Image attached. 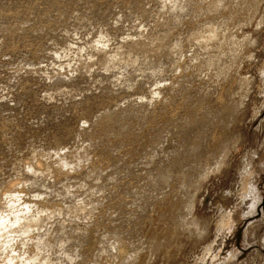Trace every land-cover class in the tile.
<instances>
[{"label": "rangeland", "instance_id": "1", "mask_svg": "<svg viewBox=\"0 0 264 264\" xmlns=\"http://www.w3.org/2000/svg\"><path fill=\"white\" fill-rule=\"evenodd\" d=\"M174 2H184L185 11H171ZM0 20L5 25L0 27V124L12 113V124L33 121L39 134L24 150L12 144L0 153V164L6 158L15 163L9 180L23 184L9 193L0 176V207L8 208L12 198L20 208L26 201L49 206L33 217V223H42L43 235L34 231L40 243L36 238L26 246L20 240L13 247L6 243L0 264L13 263L6 257L11 250V256L25 254L16 263L28 255L34 262L35 253L43 264L45 259L55 264H264V0H0ZM168 44L172 57L163 55ZM105 111L115 115L116 127L97 120ZM7 129L0 140H20ZM61 142L66 146L59 151ZM201 149L205 164L195 157ZM37 158L41 161L35 163ZM63 159L69 164L61 165L67 163ZM30 162L42 166L40 171L30 169ZM159 177L174 183L164 186ZM22 226L15 231L22 232Z\"/></svg>", "mask_w": 264, "mask_h": 264}, {"label": "bare ground", "instance_id": "2", "mask_svg": "<svg viewBox=\"0 0 264 264\" xmlns=\"http://www.w3.org/2000/svg\"><path fill=\"white\" fill-rule=\"evenodd\" d=\"M22 1H23V3H24V2H25V3L27 2V0H22ZM254 5H255V4H254ZM32 6H33V7H32L31 9L33 10V15H34L36 18H39V19H40L41 17H37V16H39V13H40L38 5L35 6V5L33 4ZM28 7H31V6H28ZM171 7H172V8H171ZM186 7H187V5H186L184 2H183V3H182V2H174L172 5L170 4V9H171V11H175V13H176V12L179 13L181 10H184V11H185V8H186ZM172 13H173V12H172ZM180 13H183V11L180 12ZM180 13H179V14H180ZM173 14H174V13H173ZM36 15H37V16H36ZM176 16H177V14H176ZM179 16H180V15H179ZM3 23H4V22L0 20V27H5V25H3ZM172 26H173V25H172ZM259 26H260V25H259ZM257 28H258V27H257ZM216 29H217V28H216ZM217 30H218V29H217ZM165 31H166V30H165ZM167 31H168V30H167ZM163 33H165V32H163ZM167 33H168V32H167ZM214 33H215V32H214ZM216 33H217V32H216ZM159 34H160V33H159ZM28 35H29V34H28ZM28 35H26L25 39L30 37V35H29V36H28ZM161 35H162V34H161ZM161 35H160V36H161ZM165 35H166V34H165ZM165 35H163V36H165ZM169 35H170V34H168V36H169ZM216 35H217V34H216ZM247 35H248V34H247ZM158 36H159V35H158ZM168 36H167V37L165 36L166 39H165V37H164V39L167 41L166 43H169L168 40H167ZM250 36H251V35H250ZM234 37H235V36H234ZM245 37H246V36H245ZM162 38H163V37H162ZM181 38H182V37H181ZM181 38H180V39H181ZM219 38H221V37H219ZM222 38H223V37H222ZM243 38H244V37H243ZM206 39H207V38H206ZM249 39H250V38H249ZM254 39H255V38H254ZM155 40H156V42H157L158 39L156 38ZM155 40L152 39V41H155ZM165 40H164V41H165ZM169 40H170V38H169ZM208 40H210V39H208ZM213 40H214V39H213ZM213 40H212V41H213ZM251 40H252V39H251ZM141 41H142V40H141ZM158 41H159V40H158ZM173 41H174V40H173ZM175 41L177 42V39H176ZM212 41H211V42H212ZM244 41H245V40H244ZM143 42H144V41H143ZM150 42H151V41H150ZM160 42H161V41H160ZM180 42H181V41H179L178 44H180ZM207 42H208V41H207ZM215 42H216V41H215ZM141 43H142V42H141ZM152 43H153V45H152ZM152 43H151V46H154V44H155L154 47H155V49H156V48H157V47H156V43H155V42H152ZM161 43H162V42H161ZM170 43H171V42H170ZM243 43H244V42H243ZM138 45H140V44L138 43ZM148 45H149V44H148ZM168 45H169V44H168ZM170 45H171V44H170ZM170 45H169V46H170ZM174 45H175V44H174ZM174 45H172V46H174ZM205 45H206V44H205ZM213 45H214V44H213ZM221 45H223L222 42H221ZM234 45H235V44H234ZM237 45H238V44H237ZM242 45H243V44H242ZM164 46H166V45L162 43V47H164ZM243 46H244V45H243ZM245 46H246V45H245ZM166 47H167V46H166ZM239 47L241 48V45H240ZM149 48H150V47H149ZM168 48H169V47H168ZM246 48H247V47H246ZM146 49H148V48H146ZM146 49H145V50H146ZM164 49H166V48L164 47ZM170 49H172V50L170 51ZM170 49H169V52H168V49H167V52H166V50L163 51V55H164V53H166V54L168 53L167 55L165 54V55L168 57V55L171 53L169 56L172 57V54H173V53H172V51H173V47L171 48V46H170ZM143 50H144V49H143ZM150 50H151V49H150ZM150 50H149L150 53H148V50H146L147 52L145 51L148 55H146V54L144 53L147 57H150L149 55H151V57H152V54H151V51H150ZM158 50H160V49H158ZM238 50H239V49H238ZM132 51L134 52V50H132ZM135 51L137 52V50H135ZM152 51H153V50H152ZM160 51H161V50H160ZM160 51L158 52V55L156 56V58L159 56ZM231 51H232V50H231ZM243 51H244V49H243ZM141 52H142V50H141ZM141 52H140V53H141ZM255 52H256V51H255ZM140 53H139V54H140ZM155 53H156V52H155ZM161 53H162V52H161ZM225 53L227 54V52H225ZM228 53H229V52H228ZM236 53H237V52H236ZM242 53H243V52H242ZM246 53H247V52H246ZM249 53H250V52H249ZM142 54H143V52H142ZM237 54H238V53H237ZM251 54H253V53H251ZM154 55H156V54H154ZM165 55H164V56H165ZM246 55H247V54H246ZM160 56H162V55H160ZM166 56H165V57H166ZM193 56H194V55H193ZM195 56H196V55H195ZM238 56H239V55H238ZM258 56H259V55H258ZM153 57H154V56H153ZM236 57H237V56H236ZM248 57H250V56H248ZM254 57H255V56H254ZM254 57H253V58H254ZM51 58H52V57H51ZM143 58H144V57H143ZM158 58H160V57H158ZM158 58H157V59H158ZM229 58H230V56H229ZM237 58H238V57H237ZM153 59H155V57H154ZM157 59H156V61H157ZM187 59H188V58H187ZM221 59H222V58H221ZM145 60H147V59L145 58ZM158 60H159V59H158ZM164 60H165V59H164ZM166 60H167V59H166ZM240 60H241V59H240ZM167 61H168V60H167ZM167 61H165V62L167 63ZM263 61H264V60H263ZM263 61H262V62H263ZM158 62H161V60L158 61ZM165 62L162 61V63L166 64ZM185 62H186V61H185ZM263 63H264V62H263ZM144 64H145V63H144ZM155 64H156V63H155ZM142 65H143V64H142ZM156 65H158V64H156ZM160 65H161V63L159 64V67H161ZM182 65H183V64H182ZM238 65H239V64H238ZM261 65H262V63H261ZM162 66H163V64H162ZM240 67H241V66H240ZM180 69H181V68H180ZM130 73H131V72H130ZM142 73H143V72H142ZM147 73H148V72H147ZM151 73H152V72H151ZM261 73H262V72H261ZM131 74L134 75V73H131ZM135 74H136V73H135ZM184 74H185V73H184ZM144 75H145V73H144ZM149 75H150V72H149ZM182 75H183V74H182ZM218 75H219V74H218ZM250 75H251V74H250ZM124 76H125V74H124ZM128 76H129V75H128ZM184 76H185V75H184ZM131 77H132V76H131ZM131 77L129 78L130 80H131ZM124 78H126V77H124ZM254 78H255V77H254ZM173 79H174V78H173ZM256 79H257V77H256ZM127 80H128V79H127ZM254 80H255V79H254ZM258 81H259V80H258ZM131 82H132V80H131ZM159 82H160V81H159ZM252 82H253V81H252ZM262 82H263V81H262ZM243 83H244V81H243ZM122 84H123V82L121 83V85H122ZM257 85H258V84H257ZM131 86H132V85H131ZM258 86H259V85H258ZM248 87H249V85H248ZM128 88H129V87H128ZM132 88H133V87H132ZM253 88H254V87H253ZM257 88H260V87H257ZM180 89H181V88H180ZM261 89H262V88H261ZM163 91H164V90H163ZM180 91H181V90H180ZM259 91H260V90H259ZM213 92H214V91H213ZM240 92H241V91H240ZM244 92H245V91H244ZM247 93H248V92H247ZM58 94H60V93H58ZM157 94H158V93H157ZM204 94H205V93H204ZM204 94H203V95H204ZM236 94H237V93H236ZM206 95H207V94H206ZM261 95H262V94H261ZM263 95H264V94H263ZM201 96H202V95H201ZM201 96H200V97H201ZM238 96H239V95H238ZM204 97H205V96L201 97V99H203ZM110 98H111V96L108 95V96H107V99H110ZM240 99H241V98H240ZM262 99H263V98H262ZM199 100H200V99H199ZM243 100H244V99H243ZM248 100H249V99H248ZM142 103H145V102L142 101ZM247 103H248V102H247ZM145 104H147V103H145ZM242 104H243V103H242ZM245 104H246V103H245ZM245 104H244V106H246ZM137 105H138V104H137ZM140 105H143V104H140ZM140 105L138 106L139 108H141ZM148 105H149V104H148ZM237 105H238V104H237ZM143 106H144V105H143ZM242 106H243V105H242ZM138 107H137V108H138ZM142 108H143V107H142ZM144 108H145V106H144ZM238 108H239V107H238ZM240 108H243V107H240ZM120 109H121V108H120ZM120 109H119V110H120ZM147 109H148V108H147ZM147 109H146V110H147ZM107 110H108V109H107ZM107 110H106V111H107ZM119 110H118V111L116 110V111L119 113ZM144 110H145V109H144ZM233 110H234V109H233ZM237 110H238V109H237ZM242 110H243V109H242ZM106 111H105V112H106ZM109 111H110V110H109ZM109 111H108V112H109ZM121 111H122V109H121ZM136 111H138V110H136ZM239 111H240V110H239ZM108 112H106V113H101L100 115H96L97 120H98L100 123H102V125L105 124L104 126H113V127H114L115 125H112V123H113V121H114L113 119L116 118V117H114L115 115H113V114H112L113 116H110V114H109ZM114 112H115V111H114ZM129 112H130V111H129ZM121 113H122V112H121ZM121 113H119V114H121ZM239 113H241V112H238V114H239ZM16 114H17V113H15V114H13V115H16ZM128 114H129V113H128ZM198 114H199V113H198ZM198 114H197V116H198ZM236 114H237V112H236ZM10 115L12 116V113H11ZM17 115H18V114H17ZM122 115H123V114H122ZM122 115H121V116H122ZM192 115H194V114H192ZM207 115H208V114H207ZM248 115H249V114H248ZM251 115H252V113H251ZM11 116H9V118H10ZM99 116H101V117L99 118ZM118 116H119V115H118ZM194 116H195V115H194ZM197 116H195V117H197ZM205 116H206V115H205ZM0 117L2 118V115H0ZM7 117H8V115H7ZM20 117H21V116H20ZM119 117H120V116H119ZM122 117H123V116H122ZM200 117H201V116H200ZM209 117H211L210 114H209ZM234 117H235V116H234ZM9 118H8V119H4L5 122L2 121V123L0 124V133H1L5 128L7 129V127H11V130H12V131H10V132H13V134H14V132H15L14 135H16V137H17V136L20 137V138H19L20 140H18V141L16 140L15 143H13L14 141L11 140V139H14V138H12V137L9 138V139L6 140V141H5V140H3V141L0 140V141H2V142H0V151H1L0 153H1V154L3 153L2 151H5V150H6L5 153H7V149H8V151H9V150L12 148V147H11L12 144H15V145H13V146L18 145V146L16 147V148L18 149V148H22V147H24L25 144H26L29 140L35 141L34 139H37V140H38V138H39V134H37V132H34V131H36V128H35V126L32 125V124H33V123H32L33 121H30L31 123L27 125V124L25 123V121L23 122V121H20V120H19V119H20L19 116H18L19 119H17V118L15 117V118H16V121L18 120L17 122L20 121V122H19L20 125L17 127V124H16V123H14L15 125L12 124V122L9 120ZM13 118H14V117H13ZM98 118H99V119L102 118V120L100 121ZM205 118H207V117H205ZM116 119H117V118H116ZM119 119H120V118H118V121H119ZM207 119H208V118H207ZM207 119H206V120H207ZM248 119H249V118H248ZM23 120H24V119H23ZM95 120H96V119H95ZM95 120H93V122H94ZM192 120H194V119H192ZM206 120H205V122H206ZM208 120H209V119H208ZM13 121H15V120L13 119ZM16 121H15V122H16ZM187 121H188V120H187ZM189 121H191V120H189ZM192 122H193V121H192ZM201 122H202V121H200V124H201ZM85 123H86V122H85ZM94 123H96V121H95ZM116 123H117V122H116ZM119 123H120V122H119ZM124 123H125V122H123V124H124ZM126 123H127V122H126ZM126 123H125V125H126ZM186 123H187V122H186ZM190 123H191V122H190ZM194 123H196V122H194ZM208 123H209V122H208ZM117 124H118V123H117ZM192 124H193V123H192ZM196 124L198 125L199 123H196ZM196 124H195V126H196ZM200 124H199V125H200ZM206 124H207V122H206ZM213 124H214V123H213ZM242 124H243V123H242ZM90 125H92V124H90ZM100 125H101V124H100ZM178 125H179V124H178ZM181 125H182V124H181ZM185 125H186V124H185ZM185 125H184V126H185ZM187 125H188V124H187ZM190 125H191V124H190ZM202 125H204V123H203ZM202 125H201V126H202ZM210 125H211V124H210ZM15 126H16L17 128L13 130V128H14ZM122 126H123V125H122ZM126 126H128V125H126ZM204 126H205V125H204ZM204 126L202 127L203 129L199 128V130H202V131H203V130H204ZM33 127H34L35 129H34ZM90 127H91V126H90ZM97 127H98V126H97ZM99 127H101V126H99ZM99 127H98V128H99ZM102 127H103V126H102ZM115 127H116V126H115ZM176 127H177V126H176ZM182 127H183V125H182ZM186 127H188V126H185V128H186ZM206 127H207V126H206ZM32 128L34 129V131H33ZM110 128H112V127H110ZM110 128L108 129V131L111 132ZM122 128H123V127H122ZM183 128H184V127H183ZM99 129H100V128H99ZM102 129H104V128H102ZM102 129H101V130H102ZM105 129H106V128H105ZM113 129H114V128H113ZM113 129H112V130H113ZM124 129H126V128L124 127L123 130H124ZM128 129H129V128H128ZM139 129H140V128H139ZM178 129H179V128H177L176 131H178V133H179L180 129H179V130H178ZM188 129H190V127H189ZM188 129H187V130H188ZM193 129L196 130V129H198V128H192V129H190V130L193 131ZM207 129H208V128H207ZM234 129H235V128H234ZM245 129H246V127H245ZM185 130H186V129H185ZM187 130H186V131H187ZM37 131H39V130H37ZM126 131H127V130H126ZM126 131H125V132H126ZM174 131H175V130H174ZM176 131H175V132H176ZM186 131H185V132H186ZM188 131H189V130H188ZM188 131H187V133H188ZM242 131H243V129H242ZM3 132H4V131H3ZM6 132H8V129H7ZM118 132H120V131H118ZM118 132H117L116 134H118ZM125 132H123V133H125ZM181 132H183V130H182ZM181 132H180V133H181ZM198 132L200 133L201 131H198V130L196 131V133H197V134L195 133V134H196V136H195L196 138H197V135H199ZM101 133H102V131H101ZM105 133H106V132H105ZM120 133H121V132H120ZM176 133H177V132H176ZM191 133L193 134V132H191ZM202 133H203V132H202ZM236 133H237V132H236ZM240 133H241V132H240ZM243 133H244V132H243ZM3 134L5 135V133H3ZM3 134H2V135H3ZM6 134H7V137H8V136H9L8 133H6ZM13 134H11V135L14 136ZM93 134H94V133H93ZM97 134L100 135L99 133H97ZM108 134H110V133H108ZM116 134H115V135H116ZM181 134H182V133H181ZM188 134H190V132H189ZM11 135H10V136H11ZM19 135H20V136H19ZM112 135H114V134H112ZM123 135H124V134H123ZM183 135H184V133H183ZM193 135H194V134H193ZM204 135H205V134H204ZM204 135L201 134V136H203V137H204ZM5 136H6V135H5ZM10 136H9V137H10ZM41 136H42V135H40V137H41ZM95 136H96V135H95ZM102 136H103V134H102ZM178 136H179V135H178ZM189 136H190V135H189ZM231 136H232V135H231ZM2 137H3V136H2ZM106 137H109V135H106ZM115 137H116V136H115ZM174 137H175V134H174ZM181 137H182V135H181ZM191 137H192V135H191ZM191 137H190V139H191ZM237 137H238V136H237ZM109 138H110V137H109ZM109 138H108V140H109ZM112 138H113V137H112ZM163 138H164V137H163ZM165 138H166V137H165ZM178 138H179V137H176V140H178ZM186 138H187V137H185V139H186ZM2 139H3V138H2ZM6 139H7V138H6ZM28 139H29V140H28ZM40 139H41V138H40ZM103 139H106L105 136H104ZM103 139H102V141H103ZM182 139H183V138H182ZM197 139H198V138H197ZM199 139H200V135H199ZM202 139H203V138H201V140H200L201 142L203 141ZM205 139H206V138H205ZM231 139H232V138H231ZM108 140H107V141H108ZM180 140H181V139H180ZM180 140H179V141H180ZM192 140H194V139H192ZM236 140H237V139H236ZM105 141H106V140H105ZM107 141H106V142H107ZM181 141H182V140H181ZM206 141H207V140H206ZM206 141H205V142H206ZM16 142H17V143H16ZM36 142H37V141H36ZM176 142H177V141H176ZM183 142H184V141L180 142V145H181ZM187 142H188V141H187ZM191 142H192V141H191ZM193 142H194V141H193ZM196 142H197V141H196ZM201 142H199V144H202ZM231 142H232V141H231ZM29 143H30V142H29ZM33 143H34V142H33ZM102 143H103V142H102ZM177 143H178V142H177ZM184 143H185V142H184ZM197 143H198V142H197ZM225 143H226V142H225ZM233 143H234V142H233ZM31 144H32V142H31ZM35 144H36V143H35ZM162 144H163V143H162ZM178 144H179V143H178ZM178 144H177V145H178ZM185 144H186V143H185ZM189 144H190V143H189ZM193 144H194V143H193ZM193 144H192V145H193ZM239 144H240V143H239ZM10 145H11V146H10ZM27 145H29V144H27ZM177 145H176V147H175V146H174V147L177 148V147H178ZM187 145H188V143H187ZM9 146H10V148H8ZM36 146H37V145H36ZM65 146H66V144H65L64 142H61L58 150H59V151H60V150L62 151L63 149H65ZM201 146H202V145H201ZM204 146H205V145H204ZM204 146H203V147H204ZM25 147H26V146H25ZM25 147H24V149H25ZM27 147H28V146H27ZM27 147H26V148H27ZM188 147H189V146H188ZM193 147H194V146H193ZM193 147H192V148H193ZM223 147H224V146H223ZM13 148H15V147H13ZM35 148H36V147H35ZM66 148H67V147H66ZM189 148H190V147H189ZM22 149H23V148H22ZM22 149H21V151H22ZM24 149H23V150H24ZM177 149H178V148H177ZM15 150H16V149H15ZM19 150H20V149H18L17 151H19ZM189 150H190V149H189ZM189 150H188V151H189ZM13 151H14V150H13ZM31 151H32V150H31ZM166 151H167V150H166ZM184 151H185V149H184ZM190 151H191V152H190V154H191V153L193 152V150H190ZM201 151H202V149H201L200 151H198L199 153L196 151V153L200 154V156H199L198 154L195 156L197 159H199V160H197V161H199V162H200L201 157H203V156H201V155H202L201 153H203V152H201ZM14 152H15V151H14ZM162 152H164V150H163ZM204 152H205V151H204ZM5 153H4V154H5ZM11 153H12V155L14 154L13 152H11ZM11 153H10V154H11ZM17 153H18V152H17ZM160 153H161V150H160ZM165 153H166V152H165ZM173 153H175V152L173 151ZM177 153H178V151H177ZM193 153H194V152H193ZM205 153H206V152H205ZM1 154H0V155H1ZM155 154H156V153H155ZM158 154H159V153H158ZM158 154H156V155H158ZM170 154H171V153H170ZM170 154H169V152H168V155H170ZM178 154H179V153H178ZM185 154H187V153H185ZM185 154H184V156H185ZM188 154H189V153H188ZM227 154H228V153H227ZM159 155H160V154H159ZM172 155H173V154H172ZM193 155H194V154H192V156H193ZM205 155H206V154H205ZM211 155H212V154H211ZM75 156H76V155H75ZM80 156H81V155H80ZM80 156H79V157H80ZM164 156H165V155H164ZM180 156H181V155H180ZM192 156H188V157H191L190 159H192V158H193ZM197 156H199L200 158H198ZM216 156H217V155H216ZM220 156H221V155H220ZM220 156H219V157H220ZM6 157H7V156H6ZM10 157H11V155H10ZM158 157H159V156H158ZM175 157H176V156H175ZM182 157H183V156H182ZM195 157H194V158H195ZM204 157H205V156H204ZM217 157H218V156H217ZM80 158H81V157H80ZM161 158H164V157H161ZM161 158H160V159H161ZM186 158H187V156H186ZM205 158H206V157H205ZM11 159H13V158H10V159L6 158V161H4L3 164H0V176L5 178V183H4V185H3V188H4V190L6 189V191H8L9 193H12V192H10L11 189H13L14 187L19 186V184L23 185L22 183H19V184L16 183V182H13V183H12V181L9 180V179L11 178V177L9 178V175H10L11 170H12V169L15 170V169H14V168H15V167H14V166H15V165H14L15 163L13 164V163L11 162ZM34 159H35V158H34ZM169 159H170V158H169ZM169 159H168V160H169ZM180 159H181V158H180ZM183 159H184V158H183ZM202 159H203V158H202ZM224 159H225V158H224ZM32 160H33V159H32ZM32 160L30 159V161H32ZM37 160H38V158H37L36 160H33V161L35 162V161H37ZM78 160H80V159H78ZM78 160H77V161H78ZM204 160H205V159H204ZM204 160H203V161H204ZM206 160H208V159H206ZM217 160H218V159H217ZM39 161H41V160H38V162H39ZM170 161H172V160H170ZM194 161H195V159H194ZM197 161H196V162H197ZM212 161H213V160H212ZM212 161H211V164H210V165H212V163H216V162H217V161H215V162H212ZM218 161H219V160H218ZM220 161H221V159H220ZM225 161H226V160H225ZM225 161L222 160L223 163H224ZM28 162H29V161H28ZM34 162H30V164H29V163L27 164V165H29L28 167H30V169H33V168H34V169H36V170H39V169L42 168V166H41V164H40L41 162L39 163L41 167H39L37 164L35 165L36 162H35V163H34ZM38 162H37V163H38ZM63 162H67V159H66V160L63 159ZM174 162H175V164L177 163L176 161H174ZM179 162H180V161H179ZM185 162H187V161H185ZM196 162H195V163H196ZM199 162H198V163H199ZM1 163H2V162H1ZM33 163H34V164H33ZM170 163H173V162H170ZM181 163H183V162L181 161ZM188 163H189V164H190V163H193V164H194L193 160H192V162H190V160H188ZM198 163H196V165H197ZM200 163H201V162H200ZM203 163H204V162H203ZM203 163H201V164H203ZM12 164H13V168H12ZM42 164H43V163H42ZM60 164H61V163H60ZM66 164L68 165L69 162H67V163H62L61 165H66ZM185 164H186V163H185ZM185 164H184V165H185ZM193 164H191V165H193ZM204 164H205V163H204ZM206 164H207V163H206ZM217 164H218V163H217ZM167 165H168V164H167ZM167 165H166V166H167ZM171 165H172V164H171ZM173 165H174V164H173ZM173 165H172V167H173ZM178 165H179V164H178ZM180 165H181V164H180ZM186 165H188V164H186ZM198 165H199V164H198ZM210 165H209V166H210ZM214 165H215V164H214ZM214 165H213V167H212L213 169H214ZM218 165H219V164H218ZM220 165H221V164H220ZM168 166H169V165H168ZM168 166H167V168H170V167H168ZM181 166H182V165H181ZM194 166H195V164L193 165V167H194ZM200 166H202V165H200ZM215 166H216V165H215ZM28 167L26 168V169H27L26 171H29V170H30V169L28 170ZM60 167H62V166H60ZM63 167H64V166H63ZM164 167H165V166H164ZM164 167H163V168H164ZM187 167H188V166H187ZM190 167H191V166H190ZM193 167H192V168H193ZM216 167H217V166H216ZM218 167H219V166H218ZM17 168H18V167H17ZM17 168H16V169H17ZM44 168L46 169V166H45V165H44ZM173 168H175V166H174ZM178 168H179V170H180V167H177V168H175V169H178ZM194 168H195V167H194ZM194 168H193V171H191V173L188 172L189 169H191V168H189L188 171H187L188 174L190 173V174L192 175V172L195 171ZM198 168H199V166H198ZM202 168H203V167H202ZM205 168H207V170H206ZM205 168H203V169L206 170V171H209V170H210V169L208 170V167H205ZM60 169H61V168H60ZM181 169H182V167H181ZM183 169H184V168H183ZM185 169H187V168H185ZM36 170H33V171H36ZM168 170H169V169H167L166 171H168ZM170 170H171V168H170ZM179 170H178V171H179ZM191 170H192V169H191ZM196 170L198 171L199 169L196 168ZM15 171H16V170H15ZM23 171H24V170H23ZM31 171H32V170H30L29 172H31ZM39 171H40V170H39ZM53 171L55 172L54 175L52 174L53 177H54V179H56V178L59 179V177H60V173L57 172V171H59V169H58L57 171H55V170H53ZM176 171H177V170H176ZM201 171H202V170H201ZM24 172H25V171H24ZM161 172H162V171H161ZM161 172H160V173H161ZM164 172H165V171H164ZM179 172H180V171H179ZM179 172H178V174H179ZM182 172H183V171H182ZM184 172H185V170H184ZM213 172H214V171H213ZM52 173H53V172H52ZM169 173H170V171H169ZM169 173H167V174L169 175ZM171 173H173V175H174V170H173V172H171ZM195 173H196V172H195ZM199 173H200V172H199ZM203 173H204V172H203ZM180 174H181V172H180ZM184 174H185V173H184ZM186 174H187V173H186ZM188 174H187V175H188ZM201 174H202V173H201ZM201 174H199V175H201ZM207 174H208V173H207ZM61 175H62V174H61ZM158 175L161 176V174H158ZM171 175H172V174H171ZM187 175H185V177H187ZM162 176L165 177V173H164ZM176 176H177V175H176ZM180 176H182V175H180ZM188 176H189V175H188ZM194 176H195V175H194ZM194 176H192V177H194ZM202 176H203V175H202ZM208 176H210V175L208 174ZM15 177H16V176H15ZM167 177H168V176H167ZM177 177H179V176H177ZM177 177H175V178H177ZM197 177H198V176H197ZM205 177H206V175H205ZM159 178H160V177H159ZM161 178H162V177H161ZM161 178H160V179H161ZM182 178H183V179H182ZM182 178H180V179H181V180H184V177H182ZM190 178H191V177H190ZM198 178H201V176H199ZM194 179H196V178H194ZM201 179H205V178H201ZM14 180H15V178H14ZM163 180H166V179H165V178H164V179L162 178V181H163ZM190 180H191V179H190ZM196 180H197V179H196ZM16 181L18 182V180H16ZM162 181H161V182H162ZM168 181H169V180H168ZM171 181H173V182H171ZM177 181H179V180H177ZM184 181H185V180H184ZM194 181H195V180H194ZM204 181H206V180H203V182H204ZM170 182H171V183H174V179L172 180L171 177H170ZM170 182H169V183H170ZM175 182H176V181H175ZM192 182H193V180H192ZM192 182H191V184H192ZM197 182H198V180H197ZM163 183H164V186H165L168 182L165 184V182L163 181ZM169 183H168V184H169ZM180 183H181V182H180ZM184 183H186V182H184ZM161 184H162V183H161ZM168 184H167V185H168ZM193 184H195V183H193ZM193 184H192V185H193ZM198 184H199V183H198ZM171 185H172V184H171ZM171 185H170V186H171ZM182 185H183V184H182ZM186 185H187V183H186ZM192 185H191V186H192ZM195 185H196V184H195ZM204 185H205V183H204ZM170 186H169V187H170ZM183 186H184V185H183ZM183 186H182V187H183ZM197 186H199V185H197ZM201 186H202V185H201ZM161 187H162V186H159V188H161ZM184 187H185V186H184ZM184 187H183V188H184ZM187 187H188V186H187ZM204 187H205V186H204ZM162 188H165V187H162ZM188 188H189V187H188ZM199 188H200V187H199ZM7 189H8V190H7ZM99 189H100V188H99ZM103 189H105V188H103ZM154 189H155V188H154ZM165 189H166V188H165ZM167 189H168V188H167ZM186 189H187V188H186ZM194 189H195V188H194ZM196 189L198 190V187H196ZM196 189H195V190H196ZM252 189H253V188H252ZM101 190H102V189H101ZM157 190H158V188H157ZM162 190H163V189H161V191H162ZM184 190H185V188L183 189V191H184ZM189 190H190V192H191V188H189ZM189 190L187 189V191H189ZM204 190H205V188H204ZM99 191H100V190H99ZM154 191H155V190H154ZM249 191H250V190H249ZM17 192H19V191L16 189V190H15V193H17ZM102 192H103V191H102ZM104 192H106V191H104ZM157 192H158V191H157ZM159 192H160V191H159ZM195 192L197 193L198 191H195ZM195 192H194V193H195ZM203 192H205V191H203ZM250 192H251V191H250ZM13 193H14V192H13ZM151 193H152V192H151ZM160 193H161V192H160ZM186 193H187V192L185 191V194H186ZM196 193H195V194H196ZM3 194L6 195L5 193H3ZM105 194H106V193H105ZM187 194H188V193H187ZM187 194H186V195H187ZM200 194L203 195V193H200ZM252 194H254V193L252 192ZM257 194H258V193H257ZM257 194H256V195H257ZM90 195H91V194H90ZM191 195H194V194H191ZM92 196H93V194H92ZM187 196H188V195H187ZM189 196H190V195H189ZM189 196L186 197V198H187V199L190 198V200H191V197H189ZM194 196H195V195H194ZM253 196H254V195H253ZM16 197H18V196H16ZM260 197H261V196H260ZM157 198H158V197H157ZM192 198H194V197L192 196ZM198 198H199V196H198ZM200 198H201V197H200ZM16 199H17V198H16ZM19 199H20V197H19ZM19 199H18V200H19ZM187 199H186V200H187ZM244 199H245V198H244ZM249 199H250V198H249ZM258 199H259V198H258ZM196 200H197V199H196ZM253 200H255V199L253 198ZM253 200H252V202H250L249 200H248L249 202H248V201H247V202H248V203H253ZM259 200H260V199H259ZM150 201H151V200H148V203H149ZM152 201H153V200H152ZM191 201H192V200H191ZM16 202H17V201H15V200L12 198V199L9 201V203H11V205L7 206L8 208H4V209H3V208L0 207V250L2 249L3 245H5L6 243H8V244L10 243V246L13 247V242H14V241H18V240H20V241L22 242V245L24 246L27 242L29 243V241H31V239L36 238V236L39 238V235H40V234L34 233V231L37 230V229H39L38 231H40V230H41L40 228H41L42 223H40V222H38V223H33V222H35L34 219H33V217H35V215L39 214L40 211H42V210H44V209H46V208H49V206H47L46 203H41V202H39V204H38V201L35 202V203H34L33 201H32V202H31V201H26V204H25V202L22 204V205L25 204V206L22 207V208H20V207H16V206H17V205H16ZM186 202H187V201H186ZM192 202H193V201H192ZM256 202H258V201H256ZM78 203H79V202H78ZM80 203H82V202H80ZM189 203H190V202H189ZM83 204H84V203H83ZM145 204L147 205L146 202H145ZM246 204H247V203H246ZM64 205H65V204H64ZM68 205H69V204H68ZM78 205H79V204H78ZM189 205H190V204H189ZM189 205H187V207H189ZM192 205H193V204L191 203L190 206L192 207ZM243 205H244V204H243ZM250 205H251V204H250ZM62 206H63V205H62ZM80 206H81V205H80ZM80 206H79V208H80ZM82 206H83V205H82ZM246 206H248V204H247ZM246 206H245L244 208H246ZM252 206L254 207L253 204H252ZM149 207H150V206H149ZM149 207H148V208H149ZM191 207L188 208V210L191 209ZM35 208H36L37 210H36ZM64 208H66V210H68L67 207H66V205H65ZM68 208H69V207H68ZM71 208H73V207H71ZM71 208H70V209H71ZM148 208H147V209H148ZM57 209H58L57 212L59 213V212L61 211V207H59V208H57ZM73 209H74V208H73ZM73 209H72V210H73ZM83 209H84V208H83ZM192 209H193V208H192ZM248 209H250V207H248ZM59 210H60V211H59ZM72 210H69V211H72ZM81 210H82V209H81ZM252 210H254V212H253ZM252 210H251V211H252L253 213H255V210H256V209H252ZM62 211H63V209H62ZM62 211H61L59 214H63ZM248 211H249V213H248L247 211H244V212H247V214H252V213H250V210H248ZM57 212H56V213H57ZM64 212H65V211H64ZM67 212H68V211H67ZM67 212H65L64 214H65V215H66V214L68 215L69 213H67ZM192 212H193V210H192ZM52 214H54V213H52ZM191 214H192V213H191ZM194 214H195V213H194ZM247 214H245V215H247ZM65 215H64V216H65ZM189 215H190V214H189ZM64 216H63V220L66 218V217L64 218ZM194 217L197 218V216H194ZM53 218H54V217H53ZM186 218H187V217H186ZM186 218H185V219H186ZM196 218H195V219H196ZM40 219H41V217H40ZM185 219H184V220H185ZM44 220H45V219H44ZM44 220H43V221H44ZM56 220H57V223L60 222V224H62L60 220H58V219H56ZM185 221H186V220H185ZM196 221H198V220L196 219ZM48 222H49V221H48ZM48 222L46 221V223H48ZM190 222H191V221H190ZM198 222H199V221H198ZM200 222H203V221H200ZM200 222H199V224H200ZM21 223H22V225L24 226V227L22 226L24 230L30 231L29 234H26L27 232H26V231L24 232V230L22 231V229H21L22 232H19V231H20V228H21L20 226H19V228H18L19 231H15V230H17L16 227H17L18 225H21ZM23 223H24V224H23ZM53 223L55 224V222H53ZM184 223H185V222H184ZM195 223H196V222H195ZM252 223H253V222H252ZM50 224H51V223H48V225H50ZM186 224H188V220H187V223H186ZM186 224H185V225H186ZM190 224L193 225V226L195 225V224H192V223H190ZM196 224H197V223H196ZM206 224H207V223H206ZM250 224H251V223H250ZM254 224H257V223H253V225H254ZM33 225H36V226L34 227ZM55 225H56V224H55ZM58 225H59V223H58ZM63 225H64V223H63ZM63 225H61V226H63ZM183 225H184V224H183ZM207 225H208V224H207ZM43 226H44V225H43ZM50 226H51V225H50ZM50 226H49V227H50ZM186 226H187V225H186ZM186 226H184L183 229H184ZM188 226H189V225H188ZM45 227H47V226H45ZM52 227H53V226H52ZM56 227H57V225H56ZM253 227H254V226H253ZM32 228H33V229H32ZM186 228H187V227H186ZM191 228H192V227H191ZM202 228H204V227H202ZM251 228H252V227H251ZM254 228H255V227H254ZM47 229H48V228H47ZM50 229H52V228H50ZM189 229H190V226H189ZM207 229H208V228H207ZM255 229H256V228H255ZM257 229H258V228H257ZM186 230H188V229H186ZM191 230H192V229H191ZM191 230H188V231L190 232ZM213 230H214V229H213ZM32 231H33V232H32ZM50 231H51V230H50ZM50 231H48V232L50 233ZM199 231H200V230H199ZM201 231H204V229L201 230ZM205 231H207V232H205V234H206V233H208L209 229L206 230V228H205ZM251 231L253 232V230H251ZM256 231H257V230H256ZM211 232H212V230H211ZM252 232H251V233H252ZM254 232H255V231H254ZM38 233H39V232H38ZM40 233H41V231H40ZM42 233H43V230H42ZM42 233H41V234H42ZM44 233H45V231H44ZM194 233H195V232H194ZM194 233H192V234H193V237H194ZM196 233H197V232H196ZM198 233H199V232H198ZM198 233H197L196 235H198ZM22 234H23V235H22ZM34 234H36V235L34 236ZM188 234H189V233H188ZM201 234H202V233H201ZM203 234H204V232H203ZM205 234H204V235H205ZM252 234H253V233H252ZM42 235H43V234H42ZM45 235H47V234L45 233ZM190 235H191V234H190ZM190 235H189V236H190ZM196 235H195V236H196ZM206 235H207V234H206ZM206 235H205V236H206ZM205 236H202V238H201V236H199V238L203 239V237H204V239H205ZM251 236L253 237V235H251ZM44 237H45V236H44ZM207 237H209V236H207ZM38 238H36V239H34V240L37 241ZM41 238L43 239L42 236H41ZM128 238H129V237H128ZM137 238H138V237H137ZM189 238H191V237H189ZM199 238H197V239H199ZM260 238H261V237H260ZM39 239H40V238H39ZM125 239H126V238H125ZM130 239H131V238H130ZM204 239H203V240H204ZM252 239H253V238H252ZM199 240H200V239H199ZM203 240H200V241L203 242ZM205 240H206V239H205ZM254 240H255V238H254ZM66 241H67V239H66ZM249 241H250V240H249ZM38 242H39V241H37V243H38ZM39 243H40V242H39ZM253 243H254V242H253ZM261 243H262V242H261ZM67 244H68V243H66V245H67ZM263 244H264V243H263ZM263 244H262V245H263ZM26 245H27V244H26ZM26 245H25V246H26ZM36 245H37V244H36ZM64 245H65V244L62 243V247H63ZM127 245H128V244H127ZM127 245H126V246H127ZM94 246H95V245H94ZM126 246H124V247L122 246L124 249H121L119 255H121V254L124 253L123 250L126 249V251H127V248H125ZM11 247H10V250L13 249V248H11ZM35 247H39V246H35ZM103 247H105L104 249L107 248V246H103ZM122 247H121V248H122ZM42 249H43V248H42ZM42 249H40L39 252H40ZM63 249H64V248H63ZM108 249H109V247H108ZM118 249H120V247H118ZM3 250H5V249H3ZM3 250H2V252H4ZM50 250H51V248H50ZM11 251H12V250H11ZM11 251H10L9 254L7 253V252H9V251L6 252V253H7L6 257H8V261H9V262H13L12 264H43V263H41L40 261L37 262L38 258H40V257L35 258V256L37 257V255H36L35 253L33 254V257H32L33 259H35L34 262H30L29 257H30L31 255H28V256H27V260H22V262L16 263V262H15V261H16L15 259H16V258L19 259V258H21L22 256H24L25 254H24V252H22L23 254L20 253V254L17 255V256H11ZM42 251H43V250H42ZM45 251H47V249H45ZM48 251H49V250H48ZM126 251H125V253L123 254V257L125 256ZM2 252H1V253H2ZM12 252H13V251H12ZM15 252H16V251H15ZM26 252H27V251L25 250V253H26ZM39 252H38V253H39ZM128 252H129V251H128ZM137 252H138V251H137ZM18 253H19V252H18ZM38 253H37V254H38ZM127 254H128V253H127ZM127 254H126V255H127ZM121 257H122V256H121ZM125 258H128V257L126 256ZM40 260H41V259H40ZM42 260H43V259H42ZM42 260H41V261H42ZM126 260H128V259H126ZM51 261H53V260H52V259H51V260H50V259H45V260H44V264H46V263H47V264H50ZM54 262H55V261H54ZM218 262H219V261H218ZM246 262H247V261H246ZM6 264H7V262H6ZM51 264H55V263H51ZM127 264H128V263H127ZM129 264H130V263H129Z\"/></svg>", "mask_w": 264, "mask_h": 264}]
</instances>
